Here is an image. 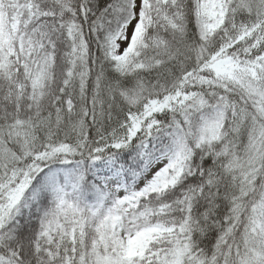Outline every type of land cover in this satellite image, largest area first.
Here are the masks:
<instances>
[{
	"label": "snow or ice",
	"instance_id": "6c2138e0",
	"mask_svg": "<svg viewBox=\"0 0 264 264\" xmlns=\"http://www.w3.org/2000/svg\"><path fill=\"white\" fill-rule=\"evenodd\" d=\"M0 264H264V0H0Z\"/></svg>",
	"mask_w": 264,
	"mask_h": 264
}]
</instances>
